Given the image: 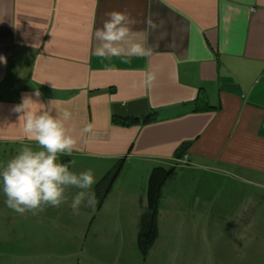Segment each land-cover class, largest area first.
<instances>
[{"label": "crops", "instance_id": "crops-1", "mask_svg": "<svg viewBox=\"0 0 264 264\" xmlns=\"http://www.w3.org/2000/svg\"><path fill=\"white\" fill-rule=\"evenodd\" d=\"M113 11L137 21L138 39L146 21L164 22L148 36L153 55L94 54V32ZM0 58V144L36 148L13 111L27 96L53 115L71 112L72 157L136 160L148 171L183 158L187 173L264 187L255 180L264 178V0H0ZM152 71L154 87L140 86ZM152 112L133 126L111 121ZM207 207L189 201L198 215Z\"/></svg>", "mask_w": 264, "mask_h": 264}, {"label": "rangeland", "instance_id": "rangeland-1", "mask_svg": "<svg viewBox=\"0 0 264 264\" xmlns=\"http://www.w3.org/2000/svg\"><path fill=\"white\" fill-rule=\"evenodd\" d=\"M20 148L0 144V169ZM66 157L67 163L74 161L71 171H93L92 190L99 191L95 208L81 206L74 214L70 204L79 190L72 188L61 207L20 216L5 206L0 192V264H264L261 185L187 173L184 159L177 160L174 178L158 200L157 236L142 254L133 224L144 210L145 164L124 161L113 176L117 161ZM193 196L208 201L204 214L189 209Z\"/></svg>", "mask_w": 264, "mask_h": 264}, {"label": "clouds", "instance_id": "clouds-1", "mask_svg": "<svg viewBox=\"0 0 264 264\" xmlns=\"http://www.w3.org/2000/svg\"><path fill=\"white\" fill-rule=\"evenodd\" d=\"M106 17L102 27L94 32V54L97 57H120L123 63H130L134 56L153 55L148 36L163 28V21H146L143 39H138V34L133 31L137 21L127 13L113 11ZM107 70L116 69L111 66ZM156 79L154 71L145 72L140 86L151 89ZM35 96L39 97L40 93L37 91ZM13 111L21 114L19 121H23L24 136L35 142L36 148L23 146L0 169V192L5 197V206L20 216L28 213L36 216L49 207L59 208L67 203L68 190L75 188L79 191L71 200L73 213L78 214L81 206L94 209L98 201L92 190L96 183L93 171L88 169L77 173L69 168V163L74 161L59 162L61 156H71L77 147V140L66 127V122L72 117L71 112L64 110L60 115H53L49 106L27 96ZM91 131L90 124L82 129L83 133Z\"/></svg>", "mask_w": 264, "mask_h": 264}, {"label": "trees", "instance_id": "trees-1", "mask_svg": "<svg viewBox=\"0 0 264 264\" xmlns=\"http://www.w3.org/2000/svg\"><path fill=\"white\" fill-rule=\"evenodd\" d=\"M154 119V113H147L143 116L130 117V116H112L111 121L113 124L118 126H133L139 123H146ZM188 144L182 145L175 151V158L181 156ZM182 157V156H181ZM61 163L68 162L67 157H62ZM122 160H118L115 166V172L113 176L117 173ZM175 174V167H165V166H155L153 167L146 178L145 188H144V210H141L140 216L137 223V231L135 235V243L137 249L144 254L145 251L151 246L155 237L157 236V226H156V216L158 200L161 196V191L165 183L173 179ZM96 197L99 196V191L97 186L95 188Z\"/></svg>", "mask_w": 264, "mask_h": 264}]
</instances>
